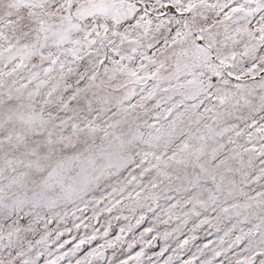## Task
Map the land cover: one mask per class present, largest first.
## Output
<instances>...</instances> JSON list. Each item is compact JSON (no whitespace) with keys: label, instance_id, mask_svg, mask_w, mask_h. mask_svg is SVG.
Wrapping results in <instances>:
<instances>
[{"label":"snow or ice","instance_id":"6c2138e0","mask_svg":"<svg viewBox=\"0 0 264 264\" xmlns=\"http://www.w3.org/2000/svg\"><path fill=\"white\" fill-rule=\"evenodd\" d=\"M0 264H264V0H0Z\"/></svg>","mask_w":264,"mask_h":264}]
</instances>
